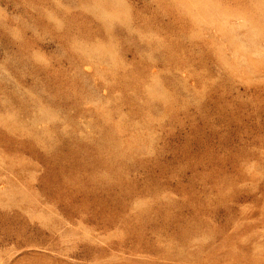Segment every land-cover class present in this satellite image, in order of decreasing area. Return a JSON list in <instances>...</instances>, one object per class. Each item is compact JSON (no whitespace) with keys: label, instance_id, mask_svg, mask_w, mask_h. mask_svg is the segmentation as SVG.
<instances>
[{"label":"rangeland","instance_id":"obj_1","mask_svg":"<svg viewBox=\"0 0 264 264\" xmlns=\"http://www.w3.org/2000/svg\"><path fill=\"white\" fill-rule=\"evenodd\" d=\"M0 264H264V0H0Z\"/></svg>","mask_w":264,"mask_h":264}]
</instances>
